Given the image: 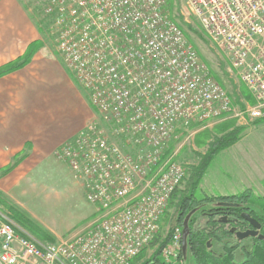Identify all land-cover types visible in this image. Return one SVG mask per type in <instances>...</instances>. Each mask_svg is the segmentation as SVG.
<instances>
[{
    "label": "built area",
    "instance_id": "obj_1",
    "mask_svg": "<svg viewBox=\"0 0 264 264\" xmlns=\"http://www.w3.org/2000/svg\"><path fill=\"white\" fill-rule=\"evenodd\" d=\"M169 1L42 5L54 17L57 51L97 113L54 155L81 181L100 217L50 242L19 232L0 213V264H133L158 234L185 176L179 163L163 160L174 132L219 120L232 106L170 17ZM182 1L254 99L235 116L263 119L264 0ZM181 239L182 226L171 229L160 261L147 264H185Z\"/></svg>",
    "mask_w": 264,
    "mask_h": 264
},
{
    "label": "rangeland",
    "instance_id": "obj_2",
    "mask_svg": "<svg viewBox=\"0 0 264 264\" xmlns=\"http://www.w3.org/2000/svg\"><path fill=\"white\" fill-rule=\"evenodd\" d=\"M45 1L0 0V31L5 35V39H8L7 36L19 33L12 25L10 18H7L14 14L10 8L12 2L18 6L25 17L29 18V22L39 37L37 41L27 46L21 57L30 56L27 62L29 63L32 55L40 51L38 54H46L49 57L47 62L50 65L52 61L58 63L68 75L69 72L56 49L54 17L46 15L43 11L42 5ZM5 5L8 9H4ZM167 11L185 32L188 41L196 50L210 76L221 83L229 93L232 106L231 111L219 120L190 123L185 127L177 128L174 132L163 155V160L179 163L185 170V176L162 219L157 234L160 240L171 230L178 202L185 197V194L190 193L192 169L200 164L210 144L225 135L235 136L236 139L212 157L199 179L197 188L192 193L197 206L201 207L209 203L207 199L210 197L244 192L255 199L264 196V119L261 122L247 121L235 116L247 105L253 103V97L240 81L238 71L231 67L224 54L205 35L198 20L188 13L184 2L170 0ZM12 45L13 47L17 45L18 51V41L13 40ZM8 49L5 46L4 51ZM51 75L54 76L53 71ZM89 109L95 117L96 111L90 106ZM55 151L49 157V162H42L44 169L27 171L21 181H14L15 183L8 187L4 185L6 190H0V213L5 215L4 220L13 223L19 232L39 241L56 242L68 239L86 230L100 217L96 206L86 200L81 181H75L78 179L70 173L66 165L54 157ZM28 165L31 164L28 163ZM202 198L205 199L202 201ZM250 208L258 215L257 208L253 206ZM217 220L221 222L220 218ZM230 226V224L224 225L218 222L211 225L207 222V217L202 214H198L190 225L192 229L201 230L204 234L211 231L221 234ZM236 227L237 230L243 231L247 225L238 223ZM259 233L263 234L262 228L259 229ZM235 240L237 239L233 235L230 241L235 244ZM240 241L242 243L240 247L235 248L232 264L244 261L245 249L253 250L254 258H260L258 252H263L261 247L264 244L255 245L256 240L251 237ZM204 243L205 251L211 252L215 261L224 262L226 260L220 257L225 250L222 246L220 247V244H214V237L207 236ZM157 245L156 243L154 246H147L133 264H141L147 260ZM183 257L185 264H199L193 254H183Z\"/></svg>",
    "mask_w": 264,
    "mask_h": 264
},
{
    "label": "crops",
    "instance_id": "obj_3",
    "mask_svg": "<svg viewBox=\"0 0 264 264\" xmlns=\"http://www.w3.org/2000/svg\"><path fill=\"white\" fill-rule=\"evenodd\" d=\"M10 8L14 14L7 18L19 33L5 39L0 31V67L21 57L39 38L18 6L11 2ZM13 40L18 41V51ZM5 46L9 48L6 51ZM38 53L26 65L0 76L1 191L6 190L4 185L21 181L27 171L44 169L42 162H49L55 149L94 118L87 92L69 70L66 68L67 75L58 63L52 61L50 65L49 57Z\"/></svg>",
    "mask_w": 264,
    "mask_h": 264
},
{
    "label": "trees",
    "instance_id": "obj_4",
    "mask_svg": "<svg viewBox=\"0 0 264 264\" xmlns=\"http://www.w3.org/2000/svg\"><path fill=\"white\" fill-rule=\"evenodd\" d=\"M29 58L30 56L29 57L28 56L19 57L15 61L9 62L1 66L0 76L21 68L28 62ZM263 119L258 120V122H261ZM235 139H236L235 136L225 135L219 139H216L215 142L210 144L207 150V153L203 156L200 164L196 168H193L191 171V178H190L191 183H190V188H189L190 189L189 195L185 194L184 195L185 197H183L178 202L177 207H176L175 219L173 221V225L171 229H173L176 226H182L184 217L191 210H193V213L190 216L189 221H188L189 234L187 236V249H186L185 254L187 255L193 254L194 257L198 259L199 264H232L233 256L235 254L234 253L235 248L240 247L242 241L235 240L234 241V243L236 242L235 244H233L230 241V238H232V236L234 235L233 233L230 232V228L225 229L221 234L217 233L216 231L206 232L204 234L201 230L192 229L190 227L191 222L197 217L198 214H202L206 216L207 222L211 225H214L217 222L225 225L227 224L228 221H224L223 217H226L231 221L232 220L231 218H234V217H237L240 219L241 218L240 214L243 212L249 213L251 217L259 221V223L261 224L260 228L263 229L262 235H264V196L261 197L260 199H255L254 197H251V195L246 194L247 192H244V193L229 195V196L210 197L209 199H207L209 203L207 202L201 207L197 206V203L195 202L192 196V193H194V190L197 188L199 179L201 178L202 174L206 170L212 157H214V155L219 150L224 148L227 144L231 143ZM177 190L178 188L175 189L174 192L172 193L169 203L172 202V200L174 199ZM204 199L202 198V201ZM213 201H216L217 203L214 204L212 203ZM252 206L257 208V210L259 211L258 215L255 214L253 209L250 208ZM217 218H220L221 222L218 221ZM169 234L170 232L163 240H160L159 239L160 237L158 235L155 236V238L151 241L150 245L154 246L156 243L158 245L155 248L153 254L147 260H145L142 264L160 261L161 259L160 250L163 244L166 242V239L169 237ZM207 236L214 237V244H220V247L222 246L223 250H225V252L222 253L223 255L220 256V257L226 258L224 262L215 261V258L213 257L211 252L207 253V251H205L204 241H205V238H207ZM251 238L252 239L255 238L256 240L255 245L260 246L264 244V238L262 239H259L258 237H251ZM261 248L263 252H260V251L258 252V256L260 258L258 257L254 258L253 250L248 251L245 249V252H243V254L245 255L244 261L234 263V264H264V245ZM140 254L135 258V260L139 259Z\"/></svg>",
    "mask_w": 264,
    "mask_h": 264
},
{
    "label": "water",
    "instance_id": "obj_5",
    "mask_svg": "<svg viewBox=\"0 0 264 264\" xmlns=\"http://www.w3.org/2000/svg\"><path fill=\"white\" fill-rule=\"evenodd\" d=\"M193 210H191L183 219L182 222V253H186L187 249V236L189 234V227H188V221L190 216L192 215ZM240 217L245 220L246 222L249 223V225L252 227L251 229H246V230H235V228H230V232L234 234L237 240H242L247 237H258L259 239L264 238V235L259 233V229L261 227V224L259 221H257L255 218L251 217L249 213H241ZM224 220V217H223Z\"/></svg>",
    "mask_w": 264,
    "mask_h": 264
},
{
    "label": "flooded vegetation",
    "instance_id": "obj_6",
    "mask_svg": "<svg viewBox=\"0 0 264 264\" xmlns=\"http://www.w3.org/2000/svg\"><path fill=\"white\" fill-rule=\"evenodd\" d=\"M232 220L230 221L228 218H226V217H224V221H228L227 222V224H230L231 226H230V228H235V230H237V227H236V224H238V223H242V224H244V223H246V225H247V227L245 228V230L246 229H251L252 227L249 225V223L248 222H246L245 220H243L242 218H237V217H234V218H231Z\"/></svg>",
    "mask_w": 264,
    "mask_h": 264
}]
</instances>
